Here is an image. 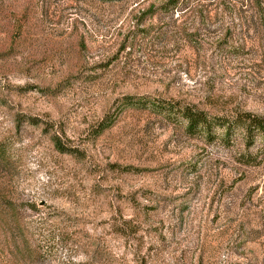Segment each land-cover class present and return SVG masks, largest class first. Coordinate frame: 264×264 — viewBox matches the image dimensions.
<instances>
[{
    "label": "rangeland",
    "instance_id": "obj_1",
    "mask_svg": "<svg viewBox=\"0 0 264 264\" xmlns=\"http://www.w3.org/2000/svg\"><path fill=\"white\" fill-rule=\"evenodd\" d=\"M255 2L0 0V261L264 264L259 139L179 116L264 115Z\"/></svg>",
    "mask_w": 264,
    "mask_h": 264
},
{
    "label": "trees",
    "instance_id": "obj_2",
    "mask_svg": "<svg viewBox=\"0 0 264 264\" xmlns=\"http://www.w3.org/2000/svg\"><path fill=\"white\" fill-rule=\"evenodd\" d=\"M252 8V13L255 18L258 19L259 22L264 23V8L258 2H255ZM179 116L185 122L184 131L188 134H198L207 137L214 135L217 130H220L226 139L231 135L240 134L246 149L252 146L255 139H259L261 144L257 152L258 155H261L259 160L256 158L257 155H247L244 161L247 165L255 166L264 160V115H255L249 112H234L228 116L213 118L195 106L184 105L179 108ZM112 123L113 121L107 118L99 122L97 128L94 130L95 135H99L105 129L109 128ZM50 139L54 149L58 153H73V151L63 147L56 136H52ZM23 247L25 248L23 253H30L26 243ZM0 264L33 263L25 260V258L18 260L17 258L13 259L4 255Z\"/></svg>",
    "mask_w": 264,
    "mask_h": 264
}]
</instances>
